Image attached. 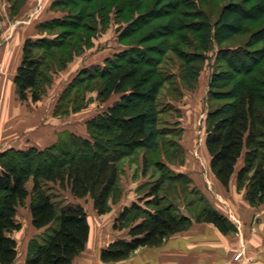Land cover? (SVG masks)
Masks as SVG:
<instances>
[{"label":"trees","instance_id":"1","mask_svg":"<svg viewBox=\"0 0 264 264\" xmlns=\"http://www.w3.org/2000/svg\"><path fill=\"white\" fill-rule=\"evenodd\" d=\"M24 1L10 0L12 14ZM115 3L119 14H130L117 36L124 48L102 64L81 68L60 93L54 113L83 108L87 92L93 90L100 102L112 95L119 98L87 120L86 136L64 130L44 148L0 152V264H12L17 257L10 232L20 229L17 207L27 198L31 224L44 231L28 241L25 264H72L89 237L87 213L78 203L57 204L49 182L69 187L76 198L89 196L97 214L109 212L121 194L119 160L140 148L157 153V97L164 81L158 67L164 55L171 50L181 59L186 88H193L212 44L220 45L247 28L244 45L221 47L215 54L225 68L209 77L205 146L210 169L222 185L228 187L235 174L236 187L245 190L249 203L264 202V24L255 26L264 21V0H53L51 8L60 15L37 26L44 35L23 42L14 75L18 97L39 100L43 60L51 58L57 68L65 67L91 46L100 30L97 16L105 21L106 9ZM148 161L144 155V167ZM154 166L163 173L169 170L159 160ZM163 187L162 179L119 211L113 227L127 228L130 238L101 248L102 262L126 259L141 247L159 246L190 228L193 219L175 211ZM195 218L223 233L232 230L229 220L210 207Z\"/></svg>","mask_w":264,"mask_h":264},{"label":"crops","instance_id":"2","mask_svg":"<svg viewBox=\"0 0 264 264\" xmlns=\"http://www.w3.org/2000/svg\"><path fill=\"white\" fill-rule=\"evenodd\" d=\"M52 1L53 0H25L19 10L14 14L11 12L10 0H3L1 2L3 11L0 13V152L11 148L19 150L28 149L30 147L44 148L54 143L58 138V133L64 130L86 136L87 120L104 110L119 98V95H112L107 101L100 102L97 98V91H89L87 92V96L90 99L83 108L65 114L62 117H60L59 114L52 113L53 123L51 122L45 126L44 123L41 122L45 121L52 100H49L48 103H46V100L43 102H40V99L32 101L30 97L21 100L18 97L16 85L14 83V75L21 61L23 42L26 38L42 36L43 34H41V31L37 26L45 20L60 15V12H55V10L51 8ZM3 22H7V32L11 29H16V24L19 23L20 26H22V33L18 34L12 31L7 35L3 30ZM13 35L17 37L14 40H11L10 38ZM115 41L119 46V49L113 53L124 48V46L118 42L117 38ZM113 53L108 56H111ZM104 58L102 61L93 60V63L90 64L87 63L86 60L83 61L79 56L78 61L73 59L69 64L72 62L74 63V61L77 62L74 67V70L77 73L85 66L102 64ZM69 64H67V66ZM69 76L70 75H68V77ZM70 81L71 79L63 81L59 92L54 96L56 99ZM198 81L196 82V85ZM208 81L209 78L206 80V88L208 86ZM193 90H195L194 87L181 88V97L179 99H184L183 101L185 102V98H189ZM186 102H188V100ZM37 103L39 104L37 105ZM188 103L191 104L190 107L193 108V103H191V101ZM192 111L191 113H193ZM206 111L207 109L205 110L202 126V128H204V133L197 141L195 131L196 126L193 121V116H191V122L189 121L185 124L184 128L186 130L183 131L182 136V141H184L185 149L187 150L185 152V157L180 161L178 160L177 168H174L176 167L174 164L170 165V167L173 170L176 169V172L189 176L196 189H199L205 195L215 209L226 216L234 224L236 223L237 230L235 234L240 237L239 242L241 245H246L247 242L252 245L249 236H256L257 239L258 236H264V202L255 205L249 203L245 198V190H238L236 187L235 174L232 175L228 187H225L212 173L209 164L210 156L205 146ZM144 155L150 159L149 153L146 152L144 148H140L136 152L119 160L118 186L121 190V194L117 201L112 203L109 212L105 214L99 215L96 213L93 208V201L89 196L76 198L70 193L69 187L60 188L57 184L49 182V185L53 188L56 187L65 191L66 201L70 204H81L87 213V219L90 225L89 237L84 250L74 258L72 264H99V262H102L99 254L100 249L104 247L103 242L105 239L108 242H112L113 240H109L106 236H101L100 226L102 224L100 221L98 222V220L93 219L92 225L89 221V210H92V212L96 213L98 216L108 215L107 219L112 224L113 219L123 207L130 205L131 202L142 197V194H140L139 191L145 176L149 175L146 172V166L144 167ZM155 160L165 163L164 155L161 154L160 157L157 155L152 163L148 161V164L154 166ZM242 162L243 160L240 158L237 163V168L240 167ZM27 187L30 189L31 181L28 182ZM146 192L147 189L144 193ZM25 201L24 205L17 207L15 216L16 220L21 223V227L19 230L10 232V235L18 233L22 229V222L18 217L19 209H22L27 214V219L30 222L32 230L30 231L31 233H29V236L11 235V237L17 242L18 251L17 257L12 264H25L28 241L32 237H35L32 235L37 236L44 230V228L37 229L31 224V214L29 210L30 200L28 198ZM256 214H258V217H255ZM94 224L97 230L96 236H94ZM203 227H205L204 224L193 222L189 228V233H191L189 239L195 241L206 240L208 236H197ZM208 229H212L216 232L215 228H213L210 223L208 224ZM240 248L241 247H239V249Z\"/></svg>","mask_w":264,"mask_h":264},{"label":"rangeland","instance_id":"3","mask_svg":"<svg viewBox=\"0 0 264 264\" xmlns=\"http://www.w3.org/2000/svg\"><path fill=\"white\" fill-rule=\"evenodd\" d=\"M2 1L3 0H0V13L3 11L1 6ZM215 1L222 2V0ZM116 6L117 3L106 9V19L105 21L103 20L104 23L101 21L100 16H97L100 23V30L92 36L90 40L91 46L84 47V49L76 54L72 60L75 59V61H78V57L80 56L83 61L86 60L87 63L92 64L93 60L102 61L104 57L119 49L115 39L118 36L119 29L128 23L130 14L123 12L119 14ZM55 12L59 11L56 10ZM257 23L259 25L264 24V21L261 20L260 22H255V26H257ZM16 26V29H11L7 32V22H3V30L7 35L12 31L21 34L22 26H20L19 23L16 24ZM248 31L249 28H247V31L233 35L220 45H217V43L212 44L211 49L206 54L207 57L203 68L199 73V81L197 85L195 84L193 86L195 90H193L189 98H185V102L183 101L184 99H179L181 97V88H186L185 78L187 77L185 76L186 74H184V65H182L183 62L181 59L174 52L168 50L158 67L160 69V76L164 78L157 97V106L160 110L157 122V129L160 130L158 136L159 145L157 153L153 154L150 150L147 152L150 153L149 162L151 163L157 155L158 157H160L161 154L164 155V161L169 170L164 171L163 173L152 164H147L146 172L149 175L145 176L139 193L142 194L143 197L146 194L144 193L146 189L163 179L165 187H163L164 191L161 192L166 195L167 202L174 205L177 213L191 217L195 223L204 224L205 227H203L197 236H208V238L202 241L190 240V229H187L172 234L159 246L141 247L135 250L126 259L117 262H99V264H264V236H258V239L256 236H249L252 245L248 242L246 245H241L239 242L240 237L235 234L237 230L236 223L234 224L226 216L225 217L232 225V230L227 233L221 232L212 223L210 224L215 228L216 232L212 229H208L209 222L196 221L195 216L198 215L203 207L206 206L213 209H215V207L199 189H196L189 176L176 172V169L173 170L170 167V165L174 164L176 166L174 168H177L178 160L180 161L185 157V152L187 150L185 149L184 141H182V136L183 131L186 130L184 128L185 124L189 121L191 122V116H193V121L196 126V141L204 133V128H202L203 118L205 110L208 108V100L206 97L208 87L206 88V80L212 72L223 70L225 68V65L222 62L215 60L216 52L221 47L244 45L250 35V31ZM16 37L17 36L13 35L10 39L14 40ZM75 61L70 64L69 61L67 63L69 64L68 66L66 65L59 69L55 65L53 59L46 58L43 60L42 74L44 86L42 85L43 93L40 97V102L46 100V103H48L49 100H52L45 121L41 122L44 123L45 126L51 122L53 123L52 113H54V107L58 99L54 96L59 92L64 80H70L73 78L76 73L74 67L77 62ZM68 75L70 76L68 77ZM86 97L87 101H89L90 98L87 94ZM187 100L188 102L191 101V103H193V108L190 107L191 104L186 102ZM38 104L39 103H37V105ZM191 111L193 113H191ZM59 115L62 117L65 114ZM171 173H178L182 176L178 178L170 177ZM49 191L53 195V200L60 206L70 204L66 201V193L64 190L55 187L50 188ZM25 202L22 205H24ZM18 217L22 222V229L18 233L11 235L29 236L32 227L27 219V214L22 209H19ZM107 218L108 215L98 216L96 213L92 212V210H89V221L92 223V220L96 219L102 224L100 226L101 236H106L109 240L130 238L127 228L115 229L113 227V222L111 224ZM93 229L95 231L94 236H96L97 230L95 224ZM107 242L108 241L105 239L103 242L104 247L110 243ZM239 247L241 248L239 249ZM238 252H243V255L239 258L236 257Z\"/></svg>","mask_w":264,"mask_h":264},{"label":"built area","instance_id":"4","mask_svg":"<svg viewBox=\"0 0 264 264\" xmlns=\"http://www.w3.org/2000/svg\"><path fill=\"white\" fill-rule=\"evenodd\" d=\"M255 217H258V214H256ZM241 255H242V253L241 252H238L237 255H236V257L239 258Z\"/></svg>","mask_w":264,"mask_h":264}]
</instances>
